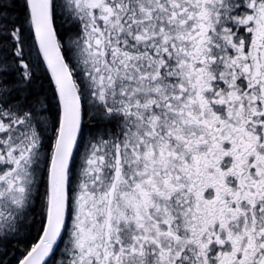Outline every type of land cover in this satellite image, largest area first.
Here are the masks:
<instances>
[{
	"label": "snow or ice",
	"instance_id": "snow-or-ice-1",
	"mask_svg": "<svg viewBox=\"0 0 264 264\" xmlns=\"http://www.w3.org/2000/svg\"><path fill=\"white\" fill-rule=\"evenodd\" d=\"M0 264H264V0H0Z\"/></svg>",
	"mask_w": 264,
	"mask_h": 264
}]
</instances>
